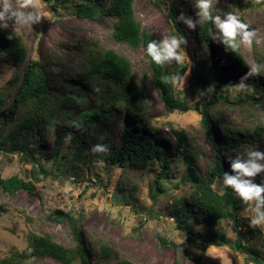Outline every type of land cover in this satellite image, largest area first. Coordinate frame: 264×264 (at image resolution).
I'll return each instance as SVG.
<instances>
[{
  "label": "rangeland",
  "instance_id": "obj_1",
  "mask_svg": "<svg viewBox=\"0 0 264 264\" xmlns=\"http://www.w3.org/2000/svg\"><path fill=\"white\" fill-rule=\"evenodd\" d=\"M12 3L14 7L17 6V0H12ZM33 3L44 15L39 23L10 22L6 29L15 31L27 44L30 56L43 63L50 92L63 93L66 90L71 94L83 91L91 107L106 96L97 77L84 78L77 74L92 39L104 48L115 49L127 56L133 63L136 81L145 80L144 74L150 73V60L144 47L133 48L114 37V16L102 15L97 19L80 17L75 9L77 0H33ZM133 5L144 28L157 41L170 37L173 26L178 34L185 36L187 43L183 46L185 59L182 63L188 68L184 86H175L178 95L188 105L194 107L200 100H214L221 93L229 96L230 102L220 100L211 108L213 136L208 134L202 114L195 108L169 112L149 76L146 79L148 98L144 114L136 115L122 108L110 110L111 116L95 121L91 130L93 137L88 142L72 146L65 140L57 160L47 158V155L54 147L56 136L64 133L62 127L54 129L44 141L39 139L34 146L35 155L49 170L47 175L40 173V181L36 182L32 177L33 167H37L34 162L19 154L0 153L2 175L9 177L18 174L33 180L47 201L44 207L37 195L26 190L8 195L0 188V203H6L7 207L6 212L0 213V261L25 250L31 230H50L56 234L58 241L71 245L73 239L69 224L46 216L50 209L61 208L82 216L81 229L86 242L93 249L90 252L93 261L99 238L111 245L114 251L112 259L96 264H116L122 259L135 264H264V226H249L245 204L238 213L239 224L236 228L231 219H222L214 226L205 224L195 211L194 216L186 221L185 225L204 237H208L212 231L218 233L217 239L223 234L229 243L222 246L198 238L191 243L187 237L193 235L179 228L173 217L174 211H185L183 207L189 203L195 189L188 180V164L179 154L176 130H185L192 147L201 153L192 162L204 177L208 176L209 165L214 161L215 143L221 149L228 172H231L228 160L238 153L248 149L264 151V106L237 104L238 98L264 93V0H214L215 14L237 11L257 31L258 42L240 48L245 63L230 57L224 52L222 43L217 44L214 40L211 45L214 55L208 53L201 38V26L191 30L182 22H176L181 12L196 18L192 0H134ZM171 11L174 17L169 16ZM175 64L172 62L167 67ZM221 64L225 67L222 68ZM194 66L198 72L211 76L209 83L202 86L195 81L191 71ZM220 69L225 70L223 77L230 79V82L221 80ZM13 71L10 59L0 57V88L7 87ZM244 77H247L244 81L246 88L235 87ZM64 78H68V89L64 87ZM83 107L85 104L79 103L68 106L67 110L70 115H75ZM7 112L8 106L0 112V117H5ZM16 114L17 117L9 119V124L20 117L19 111ZM145 122L153 130H158L155 139L166 148L167 156L175 159L165 178L159 177L161 165L156 160L151 161L146 169H134L128 164L106 162L92 151L97 144L96 136L113 148L120 143L125 126L134 128L136 123ZM224 125L231 130L257 126L261 130L253 141L247 137L244 145L225 148L227 139L221 129ZM256 182H261L259 176ZM214 188L224 192L221 177L215 181ZM126 200H129V204H126ZM29 258L32 264H64L52 257L30 254Z\"/></svg>",
  "mask_w": 264,
  "mask_h": 264
},
{
  "label": "trees",
  "instance_id": "obj_2",
  "mask_svg": "<svg viewBox=\"0 0 264 264\" xmlns=\"http://www.w3.org/2000/svg\"><path fill=\"white\" fill-rule=\"evenodd\" d=\"M133 3L134 0H77L75 9L78 16L88 19H97L102 15L114 16L113 35L116 40L133 48L142 46L146 53V44L156 38L144 28L134 11ZM169 16L174 17V12L171 11ZM211 30V24L202 25L200 34L205 51L213 54ZM223 48L230 57L245 63L240 49L230 51L224 45ZM0 57L9 58L14 68L13 74L7 81V87L0 88V112L8 106L7 115L3 118L0 117V153L19 154L34 162L37 167H33L32 177L36 182L41 180L40 173L42 175L49 174V170L35 155L34 146L39 139L44 141L45 138L50 137L54 129L62 127L64 133L56 136L54 147L47 155V158L57 160L61 153V145L65 140H68L72 146L88 142L90 137H93L91 130L95 121L111 116L110 110L122 108L136 115L144 114V111L147 110L148 98L146 79L149 76L152 77L155 88L169 112L187 111L195 108L202 114V122L211 137L213 136L212 106L220 100L230 102L229 96L221 93L215 96L214 100L207 102L200 100L192 107L178 95L176 86L169 82L172 75L185 74L188 68L186 64L180 63L171 67L155 65L147 56L150 60V73H145V80L138 82L135 79L133 63L127 56L115 49L104 48L97 40L93 39L87 48L82 64L78 66L77 74L84 78L97 77L98 82L101 83L106 96L101 97L94 107L88 106L86 94L83 91L71 94L66 90L63 93L50 92L43 71V63L38 58L30 56L27 44L15 31L0 29ZM220 66L225 67L223 64ZM220 70L221 80L230 82V79L223 77L225 70ZM191 71L195 81L202 86L211 80V76L198 72L195 66ZM257 79L258 76L255 77V80ZM63 83L65 89H68V78H64ZM118 86H120L119 89H117ZM263 101L264 93L259 96L238 98L237 104L263 107ZM79 103L85 104V107L75 115H70L67 107ZM16 111H19L20 117L9 124L11 117H17ZM221 129L227 139L225 148H234L244 145L247 137L248 140L253 141L261 127L231 130L229 126L224 125ZM157 133L158 130H153L148 122L136 123L134 128L125 126L120 143L113 148H109L107 143H103L101 138L96 136L97 144L107 145L104 155L99 152L96 154L111 164H128L134 169H146L151 161L156 160L161 165L159 177L165 178L175 159L167 156L166 148L157 142L155 139ZM176 133L179 138V154L188 164L190 172L188 180L195 189L189 203L183 207L185 211L183 213L180 210L174 211L173 217L179 228L185 229L188 234L193 235L187 237L191 243L196 242L198 238L203 242L226 245L229 242L223 234L219 235V239H217L218 233L212 231L208 237H204L185 225L195 212L203 223L210 226L216 225L222 219H231L235 228L239 224L238 213L244 207V203L230 188H225L222 193L214 188L217 178L222 177L223 173L227 171L221 149L215 143L214 161L209 165L208 176L204 177L196 170L192 162L201 153L192 147V141L185 130H176ZM36 182L20 177L18 174L5 177L0 172V188L4 193L14 195L19 190H26L37 195L45 207L47 201L38 189ZM125 202L129 204V200ZM6 211V203H0V213ZM46 216L60 223H68L71 227L73 243L71 245L63 244L50 230L41 232L31 230L27 236V248L16 252L11 258L3 259L0 264H32L29 258L30 254L52 257L64 264H96L95 262L107 261L114 256V251L108 241L99 238L96 242L98 249L93 253L95 261L91 259L90 252L92 253L93 249L86 242L81 229V215H75L71 210L52 208ZM28 218L32 220V218ZM116 264L135 263L128 259H122Z\"/></svg>",
  "mask_w": 264,
  "mask_h": 264
},
{
  "label": "clouds",
  "instance_id": "obj_3",
  "mask_svg": "<svg viewBox=\"0 0 264 264\" xmlns=\"http://www.w3.org/2000/svg\"><path fill=\"white\" fill-rule=\"evenodd\" d=\"M195 10L194 19L181 12L176 22H182L188 29L195 30L197 26L211 24V39L217 44L222 43L227 50L237 51L242 46H251L257 40V31L252 29L240 16L239 12L230 10L222 15L214 13V0H192ZM25 9H29L25 11ZM44 17L38 5L33 0H17L13 6L12 0H0V29H6L9 23L30 24L39 23ZM185 36L178 34L173 26V34L160 41L152 39L146 44V53L155 65H167L172 62L180 64L185 59ZM185 76L174 74L169 82L173 85L183 84ZM244 77L235 85L239 89L246 88ZM70 139V137H69ZM94 153L107 151V145L96 144ZM231 172L225 171L221 177L222 185L230 188L233 193L247 206L249 226H264V151L248 149L238 153L228 160ZM261 182L257 183L256 178Z\"/></svg>",
  "mask_w": 264,
  "mask_h": 264
}]
</instances>
